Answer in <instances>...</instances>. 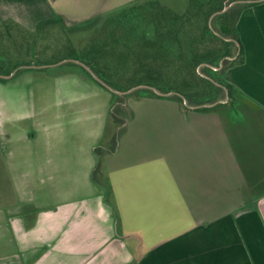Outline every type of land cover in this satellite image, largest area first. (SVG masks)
<instances>
[{
  "label": "crops",
  "instance_id": "1",
  "mask_svg": "<svg viewBox=\"0 0 264 264\" xmlns=\"http://www.w3.org/2000/svg\"><path fill=\"white\" fill-rule=\"evenodd\" d=\"M59 4L0 0V29L35 34ZM235 29L224 98L156 93L106 140L110 96L76 61L0 80L19 94L0 109V264H264V0Z\"/></svg>",
  "mask_w": 264,
  "mask_h": 264
},
{
  "label": "rangeland",
  "instance_id": "2",
  "mask_svg": "<svg viewBox=\"0 0 264 264\" xmlns=\"http://www.w3.org/2000/svg\"><path fill=\"white\" fill-rule=\"evenodd\" d=\"M65 1V5H55V17L62 18L66 12V18L71 21L59 18V21L40 23L35 34L11 26L0 29V73H14V77H18L27 64L38 67L61 60L86 62L83 58L88 57L98 44L108 46V50L103 49L100 55L102 67H87L110 96L105 140L115 126L140 108H133L138 105L137 100L152 93L162 94L183 107L212 104L225 97L223 70L231 64L227 59L234 58L237 45L234 39L222 37L218 20L227 10L232 11L221 21L228 23L231 29L238 4L243 0H206L211 6L204 5L197 11L188 9L190 0ZM212 6L221 7L222 11L210 15ZM158 7L161 13L183 14L184 24L176 36L157 34L154 17ZM224 9L227 10L223 12ZM93 13L98 20H89L92 17L83 20ZM230 41L233 42L229 44ZM223 56L228 57L222 59ZM208 58L218 63V67L211 68L206 64ZM73 66L75 64L64 62L60 67L50 69L44 77L57 79L61 76L56 74ZM88 66L91 67L89 63ZM5 88H0V109L5 108V97L10 94L7 97L15 106L14 110L8 108V111L15 112L18 91L9 86Z\"/></svg>",
  "mask_w": 264,
  "mask_h": 264
},
{
  "label": "trees",
  "instance_id": "3",
  "mask_svg": "<svg viewBox=\"0 0 264 264\" xmlns=\"http://www.w3.org/2000/svg\"><path fill=\"white\" fill-rule=\"evenodd\" d=\"M242 2H245V3L239 5L238 11L235 14V17H234V19L231 22L232 26H233V27H231V29H230V27L227 26L228 23H222L221 21H223L226 17H229V15L231 14L232 11L227 10L225 13H223L220 16V19L218 20L219 21L220 31L223 34L222 37H224V38L227 37L226 39H229V40L234 39V42L237 43V44H239V40L236 37L235 24H236V21L238 19L239 13H240L241 10L246 9V8H248L249 6H251V5H253L255 3V2H251L249 0H243ZM246 2H251V3H246ZM204 5L209 6V7L211 6L210 2L207 3L206 0H190L188 9L191 10V11H197L198 9H201L202 7H204ZM157 9L159 11L156 12L157 15L154 17V20L157 23V29H156V32H158L157 34L159 36H162V34H166V36H169V37L176 36L177 32L182 30L180 27H182L183 24H184V18H183L184 16H183V14H176V13H172L170 11H167V13H161L160 12V7H158ZM212 10L213 11H211L210 15L215 13V12L216 13L217 12H221L222 8L221 7H215V6L213 7L212 6ZM158 14L160 16H158ZM223 42H225V41H223ZM231 42H233V41H230L229 44H231ZM240 53H241V49H240L239 55H240ZM225 57H228V56H223L222 59L225 58ZM211 60L212 59H209V62L206 63V64H208L211 68L218 67V63L213 62ZM25 66H29V65L27 64ZM205 69L208 70L209 72H211L212 74L215 73L210 68H205ZM8 74L0 73V75H8ZM0 80L2 81V79H0ZM222 87H225L228 90L230 89V87L228 85H226L225 83L223 84ZM151 96L156 97V94L152 93Z\"/></svg>",
  "mask_w": 264,
  "mask_h": 264
},
{
  "label": "water",
  "instance_id": "4",
  "mask_svg": "<svg viewBox=\"0 0 264 264\" xmlns=\"http://www.w3.org/2000/svg\"><path fill=\"white\" fill-rule=\"evenodd\" d=\"M227 9H224L223 10V12H225ZM76 63H78L79 65H81L82 67H84L91 75H93L92 74V72L85 66V65H83L82 63H80V62H76ZM14 74V73H13ZM13 74H11V75H8V76H1L0 75V79H10L12 76H13ZM94 76V75H93ZM95 77V76H94ZM95 79H97V78H95ZM98 80V79H97ZM155 93H157V92H155Z\"/></svg>",
  "mask_w": 264,
  "mask_h": 264
}]
</instances>
